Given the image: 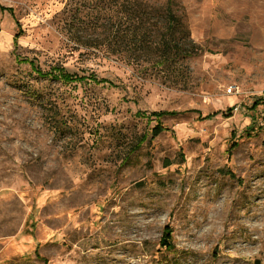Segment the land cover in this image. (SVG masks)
Returning <instances> with one entry per match:
<instances>
[{
    "label": "rangeland",
    "instance_id": "374dc122",
    "mask_svg": "<svg viewBox=\"0 0 264 264\" xmlns=\"http://www.w3.org/2000/svg\"><path fill=\"white\" fill-rule=\"evenodd\" d=\"M0 2V264H264V0H174L203 51L166 70L103 0Z\"/></svg>",
    "mask_w": 264,
    "mask_h": 264
},
{
    "label": "trees",
    "instance_id": "16d2710c",
    "mask_svg": "<svg viewBox=\"0 0 264 264\" xmlns=\"http://www.w3.org/2000/svg\"><path fill=\"white\" fill-rule=\"evenodd\" d=\"M101 3L105 11L98 15L95 21V29L101 27L111 29V33H108L110 36L106 40L109 41V45H113L109 46L110 50H107L111 53H128L127 55L131 56L134 61H157L161 67H166V70L174 64H179L180 68L188 67L185 61L203 51V47L192 38L184 12L179 13L176 10L174 0H169L166 6L150 5L144 0H103ZM0 9L14 13L12 8L4 6L1 2ZM68 10L69 8L65 7L63 12L67 13ZM106 20H108L107 23ZM67 22L72 28L73 21L68 20ZM16 23L21 29L17 19ZM18 36L19 32L15 34V41H17ZM88 46H95L99 49L96 43ZM60 70L61 77L65 79L73 77L63 67ZM92 79L99 83L108 81L105 78L99 79L97 76H92ZM258 101L257 103H259ZM219 112L216 111L204 116H201L202 114L199 112V117L209 118ZM153 113L160 118L176 115L178 112L160 110ZM166 130L167 128L158 122L153 128V135L157 136ZM171 237L172 231L169 226H166L160 239L161 245L168 249L171 248Z\"/></svg>",
    "mask_w": 264,
    "mask_h": 264
},
{
    "label": "crops",
    "instance_id": "0c3cea01",
    "mask_svg": "<svg viewBox=\"0 0 264 264\" xmlns=\"http://www.w3.org/2000/svg\"><path fill=\"white\" fill-rule=\"evenodd\" d=\"M1 10V9H0ZM2 11H5V10H2ZM9 11V10H8Z\"/></svg>",
    "mask_w": 264,
    "mask_h": 264
},
{
    "label": "built area",
    "instance_id": "2783aa9c",
    "mask_svg": "<svg viewBox=\"0 0 264 264\" xmlns=\"http://www.w3.org/2000/svg\"><path fill=\"white\" fill-rule=\"evenodd\" d=\"M263 95H264V91H263Z\"/></svg>",
    "mask_w": 264,
    "mask_h": 264
}]
</instances>
